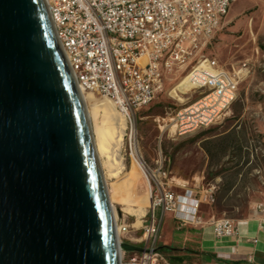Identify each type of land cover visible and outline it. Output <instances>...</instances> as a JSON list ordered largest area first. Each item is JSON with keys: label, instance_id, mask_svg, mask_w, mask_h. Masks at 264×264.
<instances>
[{"label": "water", "instance_id": "obj_1", "mask_svg": "<svg viewBox=\"0 0 264 264\" xmlns=\"http://www.w3.org/2000/svg\"><path fill=\"white\" fill-rule=\"evenodd\" d=\"M89 121L45 0H0V264H119Z\"/></svg>", "mask_w": 264, "mask_h": 264}, {"label": "built area", "instance_id": "obj_2", "mask_svg": "<svg viewBox=\"0 0 264 264\" xmlns=\"http://www.w3.org/2000/svg\"><path fill=\"white\" fill-rule=\"evenodd\" d=\"M237 0H45L61 49L76 85L108 97L131 129L136 111L155 97L162 67L182 62L222 25ZM184 80L202 96L172 117L174 134L185 136L216 124L236 98L240 74L221 66L214 57L192 66ZM165 159L138 168L148 192L140 225L115 212L120 243L140 245L141 252L120 250L119 264H170L159 250V233L166 213L179 227H212L217 238L236 234L233 220L202 219L200 204L213 205L216 186L173 190ZM183 187L185 185H182ZM132 217V215H131ZM140 231V236L133 232ZM251 264V263H242Z\"/></svg>", "mask_w": 264, "mask_h": 264}, {"label": "rangeland", "instance_id": "obj_3", "mask_svg": "<svg viewBox=\"0 0 264 264\" xmlns=\"http://www.w3.org/2000/svg\"><path fill=\"white\" fill-rule=\"evenodd\" d=\"M230 8L237 11L235 15L230 19L227 15L204 44L182 62L162 67L154 99L136 111L131 129L127 125L121 148L123 169L107 178L105 185L116 214L121 208L128 223L135 216V227L141 216L135 210L143 206L145 211L148 206L138 158L148 163L165 159L172 185L183 180L190 185L213 182L215 218L234 221L264 205V0H237ZM209 57L239 72L236 98L216 124L178 136L172 117L203 94L189 90L184 77ZM114 108L119 113L115 104Z\"/></svg>", "mask_w": 264, "mask_h": 264}, {"label": "crops", "instance_id": "obj_4", "mask_svg": "<svg viewBox=\"0 0 264 264\" xmlns=\"http://www.w3.org/2000/svg\"><path fill=\"white\" fill-rule=\"evenodd\" d=\"M230 7L229 19L237 12ZM172 186L181 194L186 187H200L202 184L190 185L183 180ZM198 215L202 219L214 216L212 206L200 204ZM133 220L130 218L129 223ZM233 222L236 234L217 238L209 225L179 227L174 215L166 213L160 228L159 247L170 248L165 253L170 264H264V205L254 207L248 216ZM133 233L137 237L141 234L140 231Z\"/></svg>", "mask_w": 264, "mask_h": 264}, {"label": "bare ground", "instance_id": "obj_5", "mask_svg": "<svg viewBox=\"0 0 264 264\" xmlns=\"http://www.w3.org/2000/svg\"><path fill=\"white\" fill-rule=\"evenodd\" d=\"M78 91L89 121L94 150L105 182L107 178L116 176L123 169L121 148L127 129L126 119L119 114L120 112H116L114 103L106 96L96 98L91 92L81 88H78ZM144 199L148 202L147 189ZM138 209L141 210L140 213ZM135 211H137L135 214L140 216L144 213V207L140 206ZM112 212L115 217L113 208Z\"/></svg>", "mask_w": 264, "mask_h": 264}, {"label": "trees", "instance_id": "obj_6", "mask_svg": "<svg viewBox=\"0 0 264 264\" xmlns=\"http://www.w3.org/2000/svg\"><path fill=\"white\" fill-rule=\"evenodd\" d=\"M159 250L162 251L163 253L169 252L170 248L169 247H159Z\"/></svg>", "mask_w": 264, "mask_h": 264}]
</instances>
